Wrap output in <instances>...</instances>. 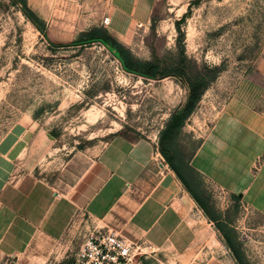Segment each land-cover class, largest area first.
<instances>
[{
	"label": "rangeland",
	"instance_id": "1",
	"mask_svg": "<svg viewBox=\"0 0 264 264\" xmlns=\"http://www.w3.org/2000/svg\"><path fill=\"white\" fill-rule=\"evenodd\" d=\"M27 1L0 0V152H8L3 144L17 145L33 174L44 179L71 154L99 148L115 136L152 141L176 175L172 161L194 202L196 220L206 229L208 257L264 264V214L251 213L190 166L261 55L264 0H161L147 25L113 38L118 46L106 40L101 27H64V5L62 14L50 8L51 22L37 26L23 12ZM89 31L91 37L82 39ZM121 50L130 71L119 58ZM213 68L218 74L210 81ZM198 75L208 85L194 112L177 134L166 132ZM203 239L199 235L198 241ZM75 254L71 250L59 264H74ZM0 264L11 262L0 259ZM142 264L199 261L159 253L146 254Z\"/></svg>",
	"mask_w": 264,
	"mask_h": 264
},
{
	"label": "crops",
	"instance_id": "2",
	"mask_svg": "<svg viewBox=\"0 0 264 264\" xmlns=\"http://www.w3.org/2000/svg\"><path fill=\"white\" fill-rule=\"evenodd\" d=\"M160 1L27 2L46 26L50 8L62 14L64 5V27H101L119 38L136 25H147ZM5 146L8 152H0V259L59 264L71 250L77 254L87 232L101 230L140 245L145 254L175 253L199 264H235L208 257L206 229L196 220L194 202L152 141L115 136L99 148L71 154L44 179L33 174L17 145L3 144L4 151ZM190 166L242 200L251 213L264 214V48L224 104ZM202 234L204 239L198 241Z\"/></svg>",
	"mask_w": 264,
	"mask_h": 264
},
{
	"label": "built area",
	"instance_id": "3",
	"mask_svg": "<svg viewBox=\"0 0 264 264\" xmlns=\"http://www.w3.org/2000/svg\"><path fill=\"white\" fill-rule=\"evenodd\" d=\"M141 246L113 231L91 230L75 257L74 264H142Z\"/></svg>",
	"mask_w": 264,
	"mask_h": 264
},
{
	"label": "trees",
	"instance_id": "4",
	"mask_svg": "<svg viewBox=\"0 0 264 264\" xmlns=\"http://www.w3.org/2000/svg\"><path fill=\"white\" fill-rule=\"evenodd\" d=\"M22 9L26 17H28L33 23H35L37 26H40L44 28V23L40 21L37 16L28 8L26 3L22 4ZM93 31L84 33L82 35V39H87L90 38L92 35ZM103 34L105 35L106 40L112 42L115 46H118L116 42L113 40L111 36L108 35L106 31L103 30ZM119 58L121 59L124 68L128 71L131 70V64H130V59L128 58V55L126 54L125 51L121 50ZM209 73L213 74V77L210 78V81L214 80L215 77L218 74V69L213 68L209 70ZM208 85V82L204 80L203 75H198L195 79L191 80L189 82V96L187 103L185 104L183 110L180 113H175L168 125H167V130L166 132L170 134H177L181 128L184 126L186 120L189 118V116L194 112L197 104L199 103L204 91L206 90V87ZM168 162L170 164V167L175 171L176 175L179 176L178 171L174 168L172 161L168 159ZM181 178V177H180Z\"/></svg>",
	"mask_w": 264,
	"mask_h": 264
}]
</instances>
